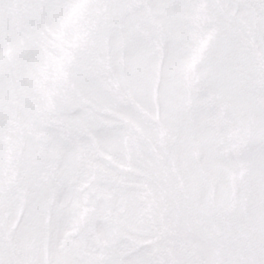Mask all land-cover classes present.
Segmentation results:
<instances>
[{
    "label": "snow or ice",
    "instance_id": "obj_1",
    "mask_svg": "<svg viewBox=\"0 0 264 264\" xmlns=\"http://www.w3.org/2000/svg\"><path fill=\"white\" fill-rule=\"evenodd\" d=\"M0 264H264V0H0Z\"/></svg>",
    "mask_w": 264,
    "mask_h": 264
}]
</instances>
